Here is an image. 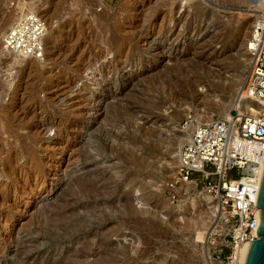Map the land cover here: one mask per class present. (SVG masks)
Here are the masks:
<instances>
[{"label": "rangeland", "instance_id": "rangeland-1", "mask_svg": "<svg viewBox=\"0 0 264 264\" xmlns=\"http://www.w3.org/2000/svg\"><path fill=\"white\" fill-rule=\"evenodd\" d=\"M25 2L49 32L42 61H0V264H231L230 209L168 183L188 115L223 117L228 88L242 93V30L261 13L249 0H0V51ZM60 213L78 225L55 228Z\"/></svg>", "mask_w": 264, "mask_h": 264}, {"label": "built area", "instance_id": "built-area-1", "mask_svg": "<svg viewBox=\"0 0 264 264\" xmlns=\"http://www.w3.org/2000/svg\"><path fill=\"white\" fill-rule=\"evenodd\" d=\"M47 33L44 17L26 12L4 34L3 49L41 61L46 54ZM248 52L249 71L241 94L249 107L235 108L226 117L210 120L188 115L183 128L191 126L193 130L179 153L176 176L168 183L171 189L201 185L224 210L230 209L236 227L233 249L259 239L258 198L264 173V21L256 26Z\"/></svg>", "mask_w": 264, "mask_h": 264}, {"label": "bare ground", "instance_id": "bare-ground-1", "mask_svg": "<svg viewBox=\"0 0 264 264\" xmlns=\"http://www.w3.org/2000/svg\"><path fill=\"white\" fill-rule=\"evenodd\" d=\"M202 1H205V0H202ZM197 2H198V0H184V5H187V6H189V7H192V6H194L195 4H197ZM249 2L252 4V6L257 10V12H260L261 13V19L260 20H256L255 21V25H254V27H252V31L251 32H249V31H245V30H242L243 31V33H242V43H241V47L242 48H244V49H248V44H249V42H250V40H251V36L249 37V33H250V35L252 34H254V31L253 30H255V28H256V26L259 24V22H262V21H264V0H249ZM35 11V9L33 8V7H31V6H29L28 5V3H26L25 2V6L22 8V11H21V17L26 13V12H34ZM20 17V18H21ZM251 30V29H250ZM51 31V30H50ZM48 32H49V29H48ZM51 33V32H50ZM3 37H4V35H2L1 36V38L3 39ZM54 42V41H53ZM203 42V41H202ZM201 43V42H200ZM3 44V43H2ZM46 44V43H45ZM196 46L198 47L197 49H201V46L199 45V44H196ZM46 52H47V45H46ZM6 57H11L14 61H15V63H17V64H21V63H23L25 60H30V61H36V60H32V59H25V58H21V57H19V56H17V55H14V54H12V53H10V52H7V51H5L4 49H3V47H2V49H1V51H0V61L3 59V58H6ZM158 60V59H157ZM42 61V60H41ZM38 62H40V61H38ZM186 62V61H185ZM199 64V63H198ZM203 64V63H202ZM20 66V65H19ZM204 67H206L205 65H204ZM209 70H210V72H211V67H209L208 68ZM156 70H157V68H156ZM152 71V70H151ZM219 75L218 76H215L216 77V79H218L219 81L221 80L222 81V83H225L224 82V80L222 79V76L220 75V73H218ZM4 77H5V74L3 75ZM147 77V76H146ZM147 78H149V77H147ZM5 83V82H4ZM12 85V84H11ZM10 81L7 79V82H6V85H4V91H3V93L2 94H0V103L4 100V98H5V87H6V90L7 89H9L10 88ZM217 85H220L219 83L217 84ZM223 85V84H222ZM221 85V86H222ZM241 83H239V84H237L236 86L235 85H233L234 87H229V88H231V89H229L228 88V91L231 93V95H235L236 96V100H235V102H229V103H218L219 105H220V113H218L219 114V116H223V117H226L229 113H230V110L232 109V108H238V109H240V110H243V109H245V108H248L249 107V105H248V103H246L245 102V95L243 96V94H241L240 92H239V89L241 88ZM225 86V85H224ZM240 86V87H239ZM236 88V89H235ZM11 89V88H10ZM225 89H227V88H225ZM198 94H200L199 92H198ZM203 95V94H202ZM230 95V94H229ZM208 97V96H207ZM210 100V99H209ZM98 103H101L100 101L98 102ZM103 103V102H102ZM213 103V102H212ZM263 104H262V110H263V112H264V102H262ZM104 105V104H103ZM103 105H102V107H103ZM107 105V104H106ZM206 108V107H205ZM206 110V109H205ZM256 112V109H253V113L254 114H258V113H255ZM199 113H203V114H205V115H200L201 116V118H204V119H208V120H210V119H212L213 117H215V115H208V114H206V111H203V110H200L199 111ZM142 129V128H141ZM182 130H183V132L184 133H186V135H188V139H189V137H190V135H191V133H192V130H193V128L191 127V126H189V127H182ZM141 131H143V130H141ZM144 132V131H143ZM146 132V131H145ZM188 139H185V140H188ZM159 143V142H158ZM186 144V143H185ZM138 153V152H137ZM172 160L177 164V162H178V160H179V153L177 154V155H175L174 157H172ZM147 161V160H146ZM262 169V168H261ZM259 170V174L261 175V173H262V170ZM176 170V169H175ZM176 172L177 171H175L174 173H172V175L170 176V178H169V180H170V182L173 180V178L176 176ZM82 188V187H81ZM82 190H83V188H82ZM85 190V189H84ZM207 198H209V197H207ZM210 200V199H209ZM192 203V202H191ZM186 205V204H185ZM184 206H183V204H181V205H179L178 207H177V210H181V208H183ZM187 207V206H186ZM186 209V208H185ZM59 211V210H58ZM215 214V216H216V212H214ZM65 215H67V213H60V214H56L55 216H53V218H51L50 220H51V223L53 224V226L56 228V227H59V228H64V229H69V228H71L73 225H78V224H71V223H67L66 222V217H65ZM76 222V221H75ZM77 223V222H76ZM189 223H191V222H189ZM193 224V223H192ZM191 224V225H192ZM39 225V224H38ZM173 226H175L176 227V225L175 224H173ZM52 228V227H51ZM72 228H74V226L72 227ZM78 228V227H77ZM63 229V230H64ZM71 230V229H70ZM38 231V230H37ZM75 231H77L76 229H75ZM35 232V231H34ZM41 233V232H40ZM58 235V234H57ZM249 250H250V243H244V244H241V245H237L235 248H234V253H233V262L231 263V264H246V259H247V255H248V253H249Z\"/></svg>", "mask_w": 264, "mask_h": 264}, {"label": "water", "instance_id": "water-1", "mask_svg": "<svg viewBox=\"0 0 264 264\" xmlns=\"http://www.w3.org/2000/svg\"><path fill=\"white\" fill-rule=\"evenodd\" d=\"M258 209L261 210L259 213L260 225L256 233L259 239L250 244L246 264H264V173L259 191Z\"/></svg>", "mask_w": 264, "mask_h": 264}]
</instances>
